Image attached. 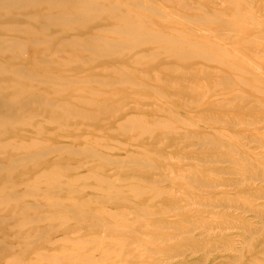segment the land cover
I'll list each match as a JSON object with an SVG mask.
<instances>
[{
	"label": "rangeland",
	"instance_id": "374dc122",
	"mask_svg": "<svg viewBox=\"0 0 264 264\" xmlns=\"http://www.w3.org/2000/svg\"><path fill=\"white\" fill-rule=\"evenodd\" d=\"M93 1L117 12L58 28L65 38L162 31L208 58L150 41L112 59L69 52L87 62L52 68L0 55L44 75L0 77L2 100L43 103L15 107L18 126L0 128V142L11 139L0 264H264V0ZM44 144L72 151L16 162Z\"/></svg>",
	"mask_w": 264,
	"mask_h": 264
},
{
	"label": "bare ground",
	"instance_id": "6f19581e",
	"mask_svg": "<svg viewBox=\"0 0 264 264\" xmlns=\"http://www.w3.org/2000/svg\"><path fill=\"white\" fill-rule=\"evenodd\" d=\"M140 5L143 6L142 4ZM32 8L44 9L47 13L44 15L23 13L25 11L29 12ZM117 8L116 4H98L93 0H0V32L11 33L19 31V33L22 34L19 35V37L0 34V55L1 57L5 56L7 58L15 59L23 56L28 57V54H31L28 59L31 64L39 66V63L48 61L50 62L49 68H52L53 66H62L65 64L77 65L85 64L87 62L86 59L79 57L78 55L75 56L69 54V52H78L80 50V52L89 53L95 59L105 57L112 59L114 57L111 56L119 54L118 56H115L119 57L121 56V52L130 49L133 50L141 44L150 41L157 46L158 52L161 51V53L164 54L181 56L198 54L208 58L209 53L202 50V48L199 47L200 45H198V47L193 45L192 47L194 48L189 49L183 46V43L185 42L182 39L170 36L162 31H156V33L148 31V33L142 29L132 31L128 27L123 26L110 28L102 27L99 31L110 36H101L92 33L84 37L65 38L64 32L61 29H58L64 28L69 30L75 27H84L87 24L98 20L101 13L115 14ZM15 12L18 14L13 16L12 13ZM13 17L15 23L20 22L21 24L11 25L10 19ZM20 26H22V29L18 28ZM32 56H41V58H32ZM1 76H13L17 79L28 78L27 80H42L44 75L29 72L23 68H17V70L12 68L8 69L0 63V77ZM46 76L48 80L50 78H55L49 75ZM39 103L41 102L36 98V94L28 95L25 98H9L8 100H2L0 98V109L6 111L8 114L0 120V128L18 126H16L17 122L14 120L15 116L11 115L13 112L16 113L14 109L15 107L19 111H23L28 109L30 105ZM38 118L37 124L34 127L42 129L44 127L41 120L42 116L38 115ZM25 126L32 127V124L26 123ZM21 145L22 148L25 146V144ZM34 147H36V145L29 146V152L20 154L16 162L24 163L33 158H41L54 151H72L69 146L47 144L40 145L38 148L30 151ZM4 150L11 151V139L0 142V176H2L0 177V181L9 180L11 177V153L5 154L4 152L7 151ZM87 150H89V148ZM4 211L5 210L1 207L0 202V213H3ZM75 213H77V210L73 209L72 214ZM74 216L78 215L75 214ZM58 220L61 223L60 226L65 222V220H61V216H58L54 222H57ZM48 240L50 243L53 241L52 239ZM50 256L51 255H48L47 258L49 259ZM45 257L46 253H42L41 258L44 259ZM5 264H11V261H7Z\"/></svg>",
	"mask_w": 264,
	"mask_h": 264
}]
</instances>
